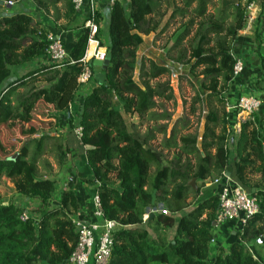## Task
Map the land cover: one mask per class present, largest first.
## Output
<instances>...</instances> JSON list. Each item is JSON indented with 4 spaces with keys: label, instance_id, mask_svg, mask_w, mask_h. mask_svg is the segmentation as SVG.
<instances>
[{
    "label": "trees",
    "instance_id": "trees-1",
    "mask_svg": "<svg viewBox=\"0 0 264 264\" xmlns=\"http://www.w3.org/2000/svg\"><path fill=\"white\" fill-rule=\"evenodd\" d=\"M27 1L51 15L57 30L81 29V34L63 63L13 78L14 68L46 56L48 31L28 14L0 15V188L7 179L11 192L37 204L22 221V209L4 204L0 194V264H67L78 238L73 225L78 202L72 190H65L59 204L50 206L56 181L51 174H39V163L49 169L43 159L53 146H48L47 133L57 123L56 113L67 112L81 88L77 79L88 32L74 24L71 0ZM255 1L216 0L211 14L207 6L212 0H128L127 8L115 1L109 7L105 43L97 12L95 40L107 49L109 64L101 85L92 77L94 86L82 101L76 124L72 118L68 124L73 135L74 127L82 130L80 139L75 135L82 182L96 184L91 197L99 198L104 218L118 224L108 264H259L247 246L264 248L257 244L264 235V181L258 190L249 180L264 176V132L257 117L231 130L226 103L236 62L234 43L246 27V8ZM177 19L178 28L161 50L167 61L189 66L191 77L201 78L199 87L188 80L194 92L190 117L201 112L205 99L199 147L197 132L177 136L178 127L189 128L188 119L176 120L167 133L171 116L155 112L162 107L160 100L174 99L169 80L160 81L171 70L151 59L138 64L136 56L142 36L160 37ZM263 108L264 103L260 112ZM139 127L150 129L140 135ZM157 134L162 136L159 147L153 145ZM60 148L59 165L68 151ZM229 168L230 179L257 199L259 212L236 233L237 241L228 250L220 248L211 261L218 196L204 184ZM192 180L202 189L194 190ZM158 205L166 214L144 221L147 210ZM159 229L163 237L155 236Z\"/></svg>",
    "mask_w": 264,
    "mask_h": 264
},
{
    "label": "crops",
    "instance_id": "crops-1",
    "mask_svg": "<svg viewBox=\"0 0 264 264\" xmlns=\"http://www.w3.org/2000/svg\"><path fill=\"white\" fill-rule=\"evenodd\" d=\"M115 1L120 2L125 8L128 7V0H96L98 15L100 19L99 36H102V31L104 30V19L106 20L105 29L107 33L108 15L110 10L109 4L110 2ZM15 2L17 3L15 8L5 7L3 11L0 10V15H9L13 13H25L30 15L37 22H39L41 26L48 31V33L54 34L60 38L66 52L71 49V47L75 44L76 40L80 36L81 29H73L69 31L57 30L55 25L52 23L51 15H43L38 9L32 7L27 0H17ZM255 4L257 5H254L252 13L250 12L251 14L248 13L246 27L242 30V33L245 30L251 32L245 35H238L237 40L234 43L233 56L243 62V72L231 82L230 93L227 96L226 102L227 108L232 106L240 96L245 97L258 95L264 103V91L261 92V90L257 88L259 82H261V84L262 82L264 83V6L262 2H258V0L255 1ZM79 15L77 13L74 18V24L76 25L83 24L81 15ZM255 36L258 38V41L255 40ZM101 40L103 41V43L107 42V40L104 41L102 38ZM85 55L87 58H89L87 55V49ZM145 59L148 58L145 57ZM49 64H51V62L49 61L48 57L45 56L37 59L32 63L26 64L19 68H14V74L12 76H22L28 71H32L33 69L38 67L47 66ZM93 86L94 83L93 81H91L87 86L81 87L75 96L74 103L70 105L69 110L65 113H56L55 116L57 117V123L53 128V131H49V133H47L49 138L51 139L48 146L52 143L53 146H50L48 148V151L50 153L46 152V154H44L43 156V159H45L49 164V169H47L44 174H47V172H51L50 178L55 180L59 186L58 191H55V195H53V198L49 205L53 207L57 206L59 204L61 194L65 190H72L75 193L78 202L77 214L74 220L83 223H94L97 220L95 217H93L91 209V192L95 190L96 184L87 185L83 184L82 182L83 171L82 167L80 166L81 161L79 160V152L81 153V149H79L76 144L75 135L70 133L68 121L69 118H72L73 124H76L80 115L82 101L84 97L91 92ZM228 113L230 116L229 120L231 118V120L229 121V126H231V128H234L235 123L240 116L237 115V113L234 111L228 110ZM254 117H257L258 121L261 122L262 131L264 132V112H260L259 109V111L253 114L252 120L254 119ZM76 128L77 127L73 128V133ZM55 142L56 144H54ZM60 146L61 151H64L65 148L66 150L68 149V151L66 153L65 159L57 167L55 161L58 160L59 156L56 150ZM228 154L229 156L233 154L232 148H229ZM201 155L203 156L202 153ZM45 156L50 157V159L47 160ZM263 181L264 176L260 174L250 179L249 183L256 184L258 186V190H262ZM198 186L202 187L201 185ZM204 187H212L213 193H217L218 186L213 185L212 180L208 181L204 185ZM159 206L161 205H158L157 207ZM238 231H240V227L235 221H228L219 224L216 223V226L212 230L213 240L210 244L211 261L214 259L217 251L220 248L228 250L230 245L237 241L236 233ZM247 247L250 251L253 252L252 254H254V259L257 260L259 264H264V248L255 249L250 245H248Z\"/></svg>",
    "mask_w": 264,
    "mask_h": 264
},
{
    "label": "built area",
    "instance_id": "built-area-1",
    "mask_svg": "<svg viewBox=\"0 0 264 264\" xmlns=\"http://www.w3.org/2000/svg\"><path fill=\"white\" fill-rule=\"evenodd\" d=\"M260 1L264 3V0ZM71 3L76 14L81 15L83 20L82 29L88 32L87 45L92 42L95 43L92 55L89 58L84 55L81 60L82 71L77 79V83L80 87H84L90 84L93 77L89 63L93 59L101 62L104 61L107 49L100 47L98 41L95 40V35L98 32V24L96 23L98 12L96 0H71ZM112 3L110 2L109 7ZM4 4L6 7L14 5L11 1ZM253 7L254 3L249 4L246 11H251ZM45 40L48 44L46 56L51 64L63 63L68 59L67 52L58 36L48 33ZM242 72L243 62L240 59H236L233 67V79L238 77ZM262 105L263 101L258 95L239 97L234 105L227 108V110L234 111L240 116L234 128L230 126L231 130H236V127L244 123L245 120H252L253 114L259 111ZM81 131L80 127L74 130L75 135L79 139L81 137ZM262 149L264 153V143H262ZM212 184L218 186L216 193L218 196L216 222L218 224L235 221L241 229L247 221L259 212L257 199L247 194L240 185L233 182L230 177H227L226 173H222L221 176L216 177L212 181ZM91 209L93 217L97 219L96 222L83 223L73 220L78 238L74 251L68 259V264H108L113 246V233L117 230L118 224L104 218L97 196L91 198ZM159 212L166 214L160 206L148 209L144 220L149 215ZM21 220H27V216L24 213L21 215Z\"/></svg>",
    "mask_w": 264,
    "mask_h": 264
},
{
    "label": "rangeland",
    "instance_id": "rangeland-1",
    "mask_svg": "<svg viewBox=\"0 0 264 264\" xmlns=\"http://www.w3.org/2000/svg\"><path fill=\"white\" fill-rule=\"evenodd\" d=\"M8 1H11L14 3L13 6H7L8 8H15L16 7L17 3L15 1H17V0H0V10L3 11V9L6 7L4 3L8 2ZM212 2H213V4L207 6V12H209L210 14L214 13V11H215L214 7L216 6V4H215L216 0H212ZM259 2H262V1L259 0ZM262 4L264 6L263 2H262ZM254 5H257V4L254 3ZM253 9H254V7H253ZM253 9L251 11H248V12L252 13ZM252 15H254V14H252ZM105 21L106 20L104 19V23H103L104 30L102 31V36H101V38L104 41L107 40ZM180 22L181 21L179 19H177L175 22L171 23L172 25L169 26V28L164 33V35H162L160 37H155V35L153 33H150L148 36H142L143 43L137 49L136 56H137L138 64L142 58L147 57L148 59L153 60L154 62H156L159 65H165L167 68H169L171 70V72H172L171 75L168 77L160 78V81L169 80L170 86L172 88V93H173L174 99H172L169 102H164L163 100H160L159 103L162 104V107L161 108L158 107L157 109H155V112H158L159 114H161V112L163 113L165 111L167 114H169L171 116V121L168 123L169 125H168L167 133H169V131L171 129L169 127H172V125L176 122V120H180L183 117L188 119V121H189L188 127L189 128L180 129V127H178L179 133L177 136H180L182 134H194V132H197V134H198L197 144L199 147L200 146V136L203 132V125H204V121H205L204 116L206 113L205 99H204L205 97L202 94L204 101H203L201 112L196 110L195 115L190 117V108H191L192 98L194 96V92H193L192 88L190 87L188 80H190V82L195 87H199L198 81L201 78H197V79L192 78L191 75L189 74V66H179L177 64H174V63L167 61L165 58L164 52L161 50V47L163 46L166 37L169 36L171 33H173V31H175L178 28ZM244 32L242 33V31H241V32H239L238 35H241V34L245 35V34L250 33L251 31L248 32L245 30ZM134 79L136 81L138 79V67L136 68V70L134 72ZM258 84L259 85H257V88L259 90H261V92H263L264 91V83L262 82V84H261V82H259ZM237 100H238V98H237ZM236 101H235V103H236ZM226 102H227V100H226ZM262 111H264V108ZM200 113H201V116H200ZM159 123H164V121L163 122L160 121ZM136 129H137L136 131L140 135H143L146 133V130L150 129V128L149 127H141V128L139 127ZM161 141H162V136L160 134H157L156 139L153 142V145L155 147H159V144H161ZM164 153H165V151H164ZM45 157L47 158V160L50 159V157H48V156H45ZM55 163L58 167L59 164H58L57 160L55 161ZM46 170H47V168L43 169V166L41 165V162H40L39 163V174L44 175ZM47 174H51V172H47ZM57 178H59V177H57ZM2 182L4 183V185L2 186V188H0V194L3 196L4 204H8V202L14 203L17 207L22 209L23 213L26 216H29V213H33V211H35L37 209V204L33 200H26L20 196L15 195L13 192H11L13 185L10 183L9 180L3 178ZM195 186H196V189L198 187H199L198 189H200V188L202 189V187H200L198 185H195ZM55 189L58 191V189H59L58 183H56ZM146 220H144V221H146ZM149 227H150V231H152L153 230V228H151L152 225H150ZM158 235H161V237H163L162 231L160 229L155 233V236H158ZM253 247L256 249V246H253Z\"/></svg>",
    "mask_w": 264,
    "mask_h": 264
},
{
    "label": "water",
    "instance_id": "water-1",
    "mask_svg": "<svg viewBox=\"0 0 264 264\" xmlns=\"http://www.w3.org/2000/svg\"><path fill=\"white\" fill-rule=\"evenodd\" d=\"M109 60H110V55L107 53L106 54V57L104 59V61H98V60H95L93 59L90 63H89V66L92 70V73H93V76L96 80H98V84L101 85L103 83V78H104V75H103V70L106 69V67L108 66L109 64ZM230 168L227 170V173H226V176L229 177V173H230ZM189 185L194 189L196 190V186H195V182L194 180H192ZM153 199H154V195L152 196ZM152 215H149L148 218L151 219ZM257 243H264V235L259 238L257 240Z\"/></svg>",
    "mask_w": 264,
    "mask_h": 264
},
{
    "label": "bare ground",
    "instance_id": "bare-ground-1",
    "mask_svg": "<svg viewBox=\"0 0 264 264\" xmlns=\"http://www.w3.org/2000/svg\"><path fill=\"white\" fill-rule=\"evenodd\" d=\"M94 48H95V43L94 42L89 43L88 48H87L88 57H90L92 55Z\"/></svg>",
    "mask_w": 264,
    "mask_h": 264
}]
</instances>
